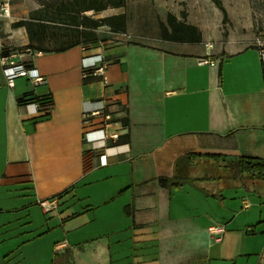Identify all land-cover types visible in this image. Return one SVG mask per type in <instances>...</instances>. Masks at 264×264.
<instances>
[{"label": "crops", "instance_id": "obj_1", "mask_svg": "<svg viewBox=\"0 0 264 264\" xmlns=\"http://www.w3.org/2000/svg\"><path fill=\"white\" fill-rule=\"evenodd\" d=\"M167 12L180 19L179 8L166 0H126L99 12L124 13V32L98 26L92 29L95 41L61 52L14 50L28 44L26 30L12 26L19 20L13 5L9 16H0V243L16 237L20 253L18 259L0 255V264H151L139 257L150 251L156 264H209L211 252L219 257L227 248L224 187L245 182L231 180V170L206 155L264 158L259 46L243 34L222 35L205 9L198 17L185 10L200 42L164 40L159 22ZM3 49L36 68L43 82L15 77L9 86ZM98 59L106 61V81L83 79V66ZM44 96L52 99L44 104L49 116L32 122L43 114L39 104L19 100ZM95 111L86 122L84 115ZM104 113L111 115L107 131L117 140L85 142L84 132L98 128ZM125 134L127 141L121 140ZM158 177L171 184L160 185ZM93 185L99 205L120 201L115 214L123 225L115 230H125V238L83 243L75 236L79 222L71 227L70 221L92 209L80 201L90 198ZM44 199L56 200L57 208L44 212ZM240 203L250 205L243 197ZM31 211L44 219L40 230ZM53 214L61 232L48 240L47 256L40 259L33 254L43 248L45 217ZM213 225L223 231L212 234ZM257 253L255 264H264V249Z\"/></svg>", "mask_w": 264, "mask_h": 264}, {"label": "rangeland", "instance_id": "obj_2", "mask_svg": "<svg viewBox=\"0 0 264 264\" xmlns=\"http://www.w3.org/2000/svg\"><path fill=\"white\" fill-rule=\"evenodd\" d=\"M59 1L61 0H10V4L14 6L15 17L20 20L24 17L27 18L29 12L38 8L41 3L50 5ZM132 1L129 0L130 3ZM215 1L220 2L226 10L225 20H222V13ZM166 2L170 7L179 8V16L181 11L185 12L189 8L192 15L198 17V10L205 9L207 15L215 23H220L219 28L222 35H227L229 32L243 34L254 43L264 46V0H166ZM85 14L94 18L103 16V13L92 11ZM260 184L257 182V186L252 187L247 182L233 183L230 181L224 187V200H226L227 206L223 211L226 213L223 221L227 224V234L223 246L225 247L227 244V248L220 250L222 255L219 256L220 258L217 257L216 251L215 253L211 252L209 264H255L257 262V252L264 249V186H260ZM97 189L98 187L94 185L88 188L87 190L91 193L90 198L80 201L84 207H88L87 204L90 203L92 209L86 210L77 220L70 221L71 227H76L75 223L79 222V227L73 229L77 230L75 236L80 237L83 243H90L95 240L94 238L101 239L104 243L113 242L116 238H125L126 234L123 233L125 230L121 232L115 230L123 225L122 220L115 214V208L121 205L120 201L105 207L99 205ZM242 197L249 202L248 208H242L240 203ZM61 214H63L62 217L67 215L64 212ZM30 215L32 222L40 230L41 226L38 224L42 220L44 222L43 217L38 211H31ZM55 216L53 214L45 217L47 224H43V226H45L44 230L49 227V235L41 239L40 244L43 245V248H39L38 254H36L37 250L33 254L40 256V259H45L47 256L46 246L49 239L54 234L61 232L60 229H56V223L53 221ZM20 225H26L25 221L22 220ZM15 238H8L0 243V255L9 254L12 259L19 258L20 253Z\"/></svg>", "mask_w": 264, "mask_h": 264}, {"label": "trees", "instance_id": "obj_3", "mask_svg": "<svg viewBox=\"0 0 264 264\" xmlns=\"http://www.w3.org/2000/svg\"><path fill=\"white\" fill-rule=\"evenodd\" d=\"M126 0H61L53 4H44L29 12L27 18L20 19L12 23L13 27L23 26L28 36V44L14 50H37L42 52H61L81 43L95 41L96 35L92 29L106 25L112 31L124 32L126 27V17L124 13L94 18L85 14L88 11L99 13L109 7H123ZM216 6L222 13V20H225L226 10L220 2L215 1ZM186 12H180L178 19L172 12H167L165 21L159 22L160 36L164 40L175 42L198 43L201 41L200 30L185 21ZM12 50L3 49L1 55H6ZM262 69V67H261ZM264 74V71H262ZM84 77L83 79L88 78ZM37 102L43 114L32 118V122H37L48 118L49 112L44 104L51 105L50 96L20 99L24 101ZM43 100H45L43 102ZM123 123L126 124V118ZM121 140H128L125 134ZM215 161L223 162L225 167L231 170V180H241L247 184L264 183V158L250 155H221L207 154ZM160 185L171 184V178L158 177ZM255 186V187H256ZM139 257L148 259L151 264H156V252L139 254ZM145 259V260H146ZM139 263V262H137Z\"/></svg>", "mask_w": 264, "mask_h": 264}, {"label": "built area", "instance_id": "obj_4", "mask_svg": "<svg viewBox=\"0 0 264 264\" xmlns=\"http://www.w3.org/2000/svg\"><path fill=\"white\" fill-rule=\"evenodd\" d=\"M10 15V0H0V16H9ZM259 46V60L261 62L262 71H264V46L258 44ZM17 56L16 53L10 52L3 57H1V64L3 67V72L6 78V82L9 86L13 84V80L15 77H26L29 79L32 84L37 85L43 82V77L38 73L36 68L26 67L21 63H18L14 60ZM207 62V61H204ZM105 68L106 61L103 59H98L96 62L83 66L82 69V77L87 76H100L103 82L106 81L105 77ZM99 113L98 111L91 112L89 114H85L84 118L86 122L87 119L91 117V115H95ZM112 123V118L109 113L103 114V120L100 123L98 128L86 130L83 134V140L85 142L95 143L99 141H105L106 139H110L115 142L118 138L117 133H108L107 129ZM98 134L96 138L93 137V134ZM39 205L41 206L44 212L53 210L57 208V202L54 199H44L39 201ZM210 232L214 235H218L223 231V227L219 225H213L209 228Z\"/></svg>", "mask_w": 264, "mask_h": 264}]
</instances>
